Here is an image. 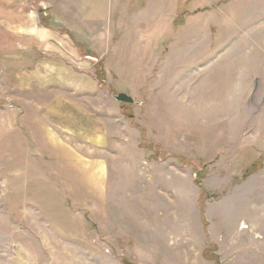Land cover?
Returning <instances> with one entry per match:
<instances>
[{
    "label": "rangeland",
    "instance_id": "obj_1",
    "mask_svg": "<svg viewBox=\"0 0 264 264\" xmlns=\"http://www.w3.org/2000/svg\"><path fill=\"white\" fill-rule=\"evenodd\" d=\"M15 1L45 22L59 4ZM138 2L154 70L107 100L103 152L48 150L0 70V264H264V0ZM71 157L96 159L90 183Z\"/></svg>",
    "mask_w": 264,
    "mask_h": 264
},
{
    "label": "crops",
    "instance_id": "obj_2",
    "mask_svg": "<svg viewBox=\"0 0 264 264\" xmlns=\"http://www.w3.org/2000/svg\"><path fill=\"white\" fill-rule=\"evenodd\" d=\"M134 2L59 0L47 22L28 16L22 3L1 2L0 70L9 73L14 88L19 86L25 96H31L25 105L31 112L25 116L41 122V135L47 138L44 145L54 148L48 150L96 153L113 143V106L105 104L114 98L107 89L124 92L132 78L128 73L154 70L153 64L145 63L148 53L142 45L128 38L131 28L127 26H133L134 32V20L139 21L136 10L143 8L141 2ZM152 20L147 23L153 30ZM132 46L140 50L133 68L126 52ZM98 63L104 69L106 86L99 80ZM68 162L67 167L89 170L82 173L88 183L95 178L90 171L97 167L95 158L86 162L71 157Z\"/></svg>",
    "mask_w": 264,
    "mask_h": 264
},
{
    "label": "water",
    "instance_id": "obj_3",
    "mask_svg": "<svg viewBox=\"0 0 264 264\" xmlns=\"http://www.w3.org/2000/svg\"><path fill=\"white\" fill-rule=\"evenodd\" d=\"M113 97L122 103H133L134 98L127 92L112 93Z\"/></svg>",
    "mask_w": 264,
    "mask_h": 264
},
{
    "label": "trees",
    "instance_id": "obj_4",
    "mask_svg": "<svg viewBox=\"0 0 264 264\" xmlns=\"http://www.w3.org/2000/svg\"><path fill=\"white\" fill-rule=\"evenodd\" d=\"M104 79H105V74H104Z\"/></svg>",
    "mask_w": 264,
    "mask_h": 264
},
{
    "label": "bare ground",
    "instance_id": "obj_5",
    "mask_svg": "<svg viewBox=\"0 0 264 264\" xmlns=\"http://www.w3.org/2000/svg\"><path fill=\"white\" fill-rule=\"evenodd\" d=\"M244 228H245V225H244Z\"/></svg>",
    "mask_w": 264,
    "mask_h": 264
}]
</instances>
